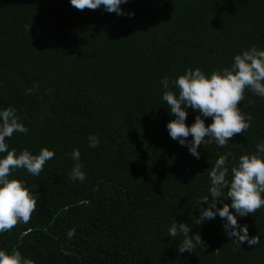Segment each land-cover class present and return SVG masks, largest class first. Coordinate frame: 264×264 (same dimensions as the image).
<instances>
[{"label": "trees", "instance_id": "trees-1", "mask_svg": "<svg viewBox=\"0 0 264 264\" xmlns=\"http://www.w3.org/2000/svg\"><path fill=\"white\" fill-rule=\"evenodd\" d=\"M121 8L124 15L77 10L70 0H0V109L14 107L28 128L6 143L17 154L55 152L38 176L11 173L37 210L0 234V250H19L34 264H264V207L237 215L257 245L237 248L219 215L193 224L211 164L231 152V167L264 142V98L246 90L238 107L250 128L226 147L201 145L196 159L168 133L174 117L161 84L188 68L210 76L235 54L264 49V0H128ZM187 111L190 126L197 113ZM73 149L84 181L70 178ZM175 220L208 248L178 253L182 237L168 232Z\"/></svg>", "mask_w": 264, "mask_h": 264}, {"label": "clouds", "instance_id": "clouds-1", "mask_svg": "<svg viewBox=\"0 0 264 264\" xmlns=\"http://www.w3.org/2000/svg\"><path fill=\"white\" fill-rule=\"evenodd\" d=\"M70 3L77 10H96L103 6L109 13L124 15L121 5L128 3V0H70ZM161 84L162 100L174 117L166 125L170 137L181 146H186L189 153L199 159L201 145L214 142L221 148L226 147L234 136L243 134L250 128L251 116L242 114L238 105L245 100L246 90L264 98V49L253 45L235 54L230 67L213 71L210 76L200 68H188L175 79L170 80L165 76ZM26 92L31 93L32 89H27ZM189 108L197 113L190 126L186 124ZM209 117L211 123L206 124L205 119ZM27 132L28 128L20 121L14 107L0 109V153H6L0 157V234L10 232L18 224L29 223L37 210V200L22 181L10 178L11 173L17 169H25L27 173L38 176L46 161L55 156V152L46 147L38 154H33L28 149L19 154L15 149L9 150L6 138H11L14 133ZM189 136L191 140L188 139ZM88 144L91 148L98 147L99 138L89 135ZM261 154H264V142L256 145V153L240 155L238 162L231 167V152L220 155L211 164L208 172L211 182L209 194L198 198L200 214L193 218V224L202 225L219 215L223 221L224 235L237 248L245 242L248 245L259 244V236H250L248 226L239 224L237 215L254 216L264 207V155ZM70 156L75 161L70 178L84 181L86 177L79 162L80 151L73 149ZM221 201L223 206L219 207L218 202ZM75 231L73 227L67 232L69 240L74 237ZM190 231L191 225L182 221L175 220L169 226L170 237H182L177 247L178 253H193L197 248L204 251L208 248L199 232L190 235ZM0 264L34 262L24 257L19 250L13 249L11 253L0 250Z\"/></svg>", "mask_w": 264, "mask_h": 264}]
</instances>
